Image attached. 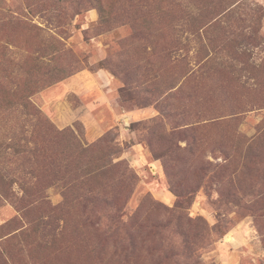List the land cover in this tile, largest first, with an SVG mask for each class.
<instances>
[{
    "label": "rangeland",
    "instance_id": "1",
    "mask_svg": "<svg viewBox=\"0 0 264 264\" xmlns=\"http://www.w3.org/2000/svg\"><path fill=\"white\" fill-rule=\"evenodd\" d=\"M83 69L92 141L46 107ZM74 260L264 264V0H0V264Z\"/></svg>",
    "mask_w": 264,
    "mask_h": 264
},
{
    "label": "crops",
    "instance_id": "2",
    "mask_svg": "<svg viewBox=\"0 0 264 264\" xmlns=\"http://www.w3.org/2000/svg\"><path fill=\"white\" fill-rule=\"evenodd\" d=\"M45 94L50 96L46 107L53 111L55 123L66 127L80 121L88 141L126 117L119 110L111 78L102 70L78 71L48 88Z\"/></svg>",
    "mask_w": 264,
    "mask_h": 264
},
{
    "label": "trees",
    "instance_id": "3",
    "mask_svg": "<svg viewBox=\"0 0 264 264\" xmlns=\"http://www.w3.org/2000/svg\"><path fill=\"white\" fill-rule=\"evenodd\" d=\"M37 115H40L39 112L37 113ZM72 264H83V262L81 260H74V263H72Z\"/></svg>",
    "mask_w": 264,
    "mask_h": 264
}]
</instances>
